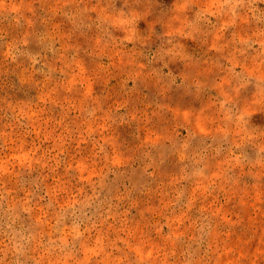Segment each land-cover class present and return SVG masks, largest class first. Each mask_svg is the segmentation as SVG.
Here are the masks:
<instances>
[{
  "label": "rangeland",
  "instance_id": "374dc122",
  "mask_svg": "<svg viewBox=\"0 0 264 264\" xmlns=\"http://www.w3.org/2000/svg\"><path fill=\"white\" fill-rule=\"evenodd\" d=\"M0 264H264V0H0Z\"/></svg>",
  "mask_w": 264,
  "mask_h": 264
}]
</instances>
